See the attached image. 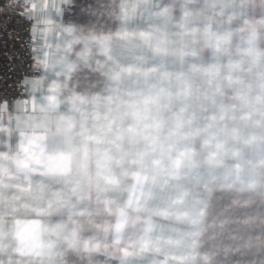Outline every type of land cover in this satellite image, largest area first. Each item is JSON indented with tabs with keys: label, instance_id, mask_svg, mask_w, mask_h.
Masks as SVG:
<instances>
[{
	"label": "crops",
	"instance_id": "0c3cea01",
	"mask_svg": "<svg viewBox=\"0 0 264 264\" xmlns=\"http://www.w3.org/2000/svg\"><path fill=\"white\" fill-rule=\"evenodd\" d=\"M38 78L0 105V264H195L204 201L218 181L264 193V0H119L115 42L56 23L69 0H28ZM208 49V53H206ZM104 89L62 95L78 65Z\"/></svg>",
	"mask_w": 264,
	"mask_h": 264
},
{
	"label": "built area",
	"instance_id": "2783aa9c",
	"mask_svg": "<svg viewBox=\"0 0 264 264\" xmlns=\"http://www.w3.org/2000/svg\"><path fill=\"white\" fill-rule=\"evenodd\" d=\"M203 0H167L177 16L182 5L201 8ZM119 0H69L56 19L71 29V36L90 37V51L98 55L105 44L115 42L120 27ZM28 0H0V105L7 110L15 101L28 99L22 81L38 78L40 65L34 59ZM255 28L264 43V26L249 15L233 24V40L241 28ZM206 49V53H208ZM104 89V77L94 63L78 64L62 81V95L92 97ZM193 192L204 201L195 264H264V193L242 191L211 181ZM61 264H92L90 247H69Z\"/></svg>",
	"mask_w": 264,
	"mask_h": 264
},
{
	"label": "snow or ice",
	"instance_id": "6c2138e0",
	"mask_svg": "<svg viewBox=\"0 0 264 264\" xmlns=\"http://www.w3.org/2000/svg\"><path fill=\"white\" fill-rule=\"evenodd\" d=\"M30 37H31V43L33 45L32 47V52L35 53L37 51L36 47H35V44H36V38H35V34L34 33H30ZM22 84L27 87L28 86V79L25 78L23 81H22Z\"/></svg>",
	"mask_w": 264,
	"mask_h": 264
}]
</instances>
